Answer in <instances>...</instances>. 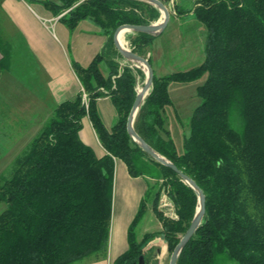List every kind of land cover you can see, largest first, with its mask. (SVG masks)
<instances>
[{
    "label": "trees",
    "instance_id": "1",
    "mask_svg": "<svg viewBox=\"0 0 264 264\" xmlns=\"http://www.w3.org/2000/svg\"><path fill=\"white\" fill-rule=\"evenodd\" d=\"M163 4L166 0H159ZM46 5L74 30L90 20L106 36L104 50L87 68L73 69L87 95L60 104L24 153L14 161L9 179L0 184V264H78L106 253L112 216L114 160L131 177L164 180L176 219L157 213L161 230L138 243L133 229L128 250L113 264L149 260L144 247L162 238L173 251L196 210L194 191L170 169L148 157L126 131L141 69L119 70L113 34L125 24L149 25L160 13L133 0H57ZM193 17L205 28L204 61L185 72L154 74L149 95L134 122L136 133L159 155L174 164L205 196V214L176 264H214L224 253L236 264H264V0H201ZM156 37L136 33L131 50L144 57ZM115 51V52H114ZM114 53V54H113ZM150 65L151 61L148 59ZM7 58L0 60V71ZM103 67L108 73L103 74ZM152 67V65H151ZM206 75L197 88L201 103L183 136L178 155L165 127L170 104L169 84L189 83ZM109 97L117 120L108 131L95 102ZM88 117L106 154L97 158L79 139ZM160 191L152 196V209Z\"/></svg>",
    "mask_w": 264,
    "mask_h": 264
},
{
    "label": "crops",
    "instance_id": "2",
    "mask_svg": "<svg viewBox=\"0 0 264 264\" xmlns=\"http://www.w3.org/2000/svg\"><path fill=\"white\" fill-rule=\"evenodd\" d=\"M47 2L58 4L57 0H0V60L4 55L7 58L6 66L0 71V162L11 163L19 158L54 110L82 92L73 63L87 68L106 44V36L92 21L82 20L74 30H69L61 21L68 11L55 15ZM169 5H165L170 13L168 24L174 20L170 12L172 4L169 2ZM167 30L155 36L148 48V55L156 64L152 66L153 72L158 71L163 77L164 66L168 62L197 63L195 67L200 66L204 61L206 31L183 29L184 32L180 33V29H171L167 44H162L161 37ZM135 37L136 33L127 32L121 42L131 48L130 42ZM14 57L22 58L19 65H25L23 69L14 63ZM114 62L119 70L130 64L118 55L114 56ZM107 73L103 67V74ZM95 109L104 127L110 131L117 120L110 98L97 99ZM81 125L78 133L80 141L91 148L97 158L103 157L106 152L89 118L84 117ZM149 186L148 178L131 177L126 165L114 160L107 251L78 264H113L128 250L129 229L141 203L145 202L147 206L145 199ZM142 238L136 242L139 243ZM152 253V260L150 258L146 264H165L163 247L158 245Z\"/></svg>",
    "mask_w": 264,
    "mask_h": 264
},
{
    "label": "rangeland",
    "instance_id": "3",
    "mask_svg": "<svg viewBox=\"0 0 264 264\" xmlns=\"http://www.w3.org/2000/svg\"><path fill=\"white\" fill-rule=\"evenodd\" d=\"M83 1V0H82ZM164 5L170 6L169 1L166 0ZM194 5L189 3H183V2H177L174 3V6L170 7L171 16L174 20H171L169 24L165 27V29H168L165 34L161 37L162 44H167V40L169 39L170 31L171 29H180V33H183V29H202L201 32H205V28L203 25H201L194 17H193V11H194ZM161 19L160 15L159 17L149 22V24H154L157 21ZM122 40V39H121ZM123 44V43H122ZM144 51H146V55L143 58L150 59L152 66H156L154 64V61L151 59V57L148 55L149 49L145 48ZM14 63L20 67L21 69L24 68L25 65H19L22 63V58L14 57ZM197 63H193L192 65L178 62L175 64L166 63L164 66V75L167 74H173L178 72H185L190 70V68H194ZM132 67L137 68L136 65L130 63ZM141 69V68H139ZM142 71V69H141ZM143 73V71H142ZM154 74L158 77H160V72H154ZM144 79H141L140 77H137L136 82V88L135 91L138 92L144 82H145V75L143 73ZM206 75H203L199 80L189 83H175L172 82L169 84L168 87V94L170 98V104L167 105L164 109V122L165 127L167 128L169 132V138L172 140L175 150L178 155L183 154V136L189 131V121L191 119V116L194 112V110L197 108V106L200 105L201 100L197 96V88L201 86L205 81ZM13 162H0V184L6 180L9 179L12 174L13 169ZM165 183L164 180H150V186L149 191L155 192L157 190L160 191L159 196L157 198L156 205L151 207L152 205V196H147L146 201V208L142 212L137 224L134 226L133 229V237L136 241L142 238V236L147 233H157L160 230L161 224L159 220L157 219V213H160L164 218H168L165 214L173 215L174 212L169 211L166 207L163 206V203L161 204L162 200H169V197L167 195L168 188L163 187L162 185ZM165 204V203H164ZM5 208L4 204L0 205V214ZM161 240L158 245L164 248V251L166 252L165 255V264H169V259L171 255V251L168 250L166 242L162 238H157ZM152 242V241H151ZM150 243V242H149ZM153 246L149 251H151V254L149 255V259L152 260V256L154 255L152 252L155 251V248L158 247ZM146 247V246H145ZM144 247V248H145ZM214 264H236V262L229 259L224 253L217 254L215 256Z\"/></svg>",
    "mask_w": 264,
    "mask_h": 264
},
{
    "label": "water",
    "instance_id": "4",
    "mask_svg": "<svg viewBox=\"0 0 264 264\" xmlns=\"http://www.w3.org/2000/svg\"><path fill=\"white\" fill-rule=\"evenodd\" d=\"M133 1L146 3L154 7L159 11L161 19L156 23L149 25H129V24L121 25L115 30L113 34V44L118 54L127 62L136 65L137 68H141L145 75V82L142 88L138 92H136L135 100L128 114L127 122H126V131L129 137L132 139V141L136 143V145L142 150L143 153H145L153 161L173 171L180 178L181 182L186 184L189 188H191L194 191L197 198V205H196L194 217L188 229L186 230L184 235L180 238L178 244L175 246V248L173 249L170 255L169 264H176L181 251L189 242V240L194 236L196 230L202 223V219L205 214V196L203 192L200 190V188L194 183V181H192L188 176L182 173L174 164H172L166 158L162 157L157 152H155L136 133L134 129V122L139 112V109L143 104L144 100L146 99V97L149 95V92L151 90L154 72L148 59L135 54L127 46L122 44L120 40L123 37V35L127 32L148 34L154 37L158 36L167 26L170 19V13L166 8V6L159 0H133ZM160 241L161 240L159 239H154L152 242L148 243L146 247L143 249V253L148 252L153 246L158 245ZM157 252L159 253V250H157ZM139 264H146V262H144L143 260V257L140 258Z\"/></svg>",
    "mask_w": 264,
    "mask_h": 264
},
{
    "label": "built area",
    "instance_id": "5",
    "mask_svg": "<svg viewBox=\"0 0 264 264\" xmlns=\"http://www.w3.org/2000/svg\"><path fill=\"white\" fill-rule=\"evenodd\" d=\"M168 1L172 4V6H174L175 1H181L183 3L193 4L194 5V8H197L198 6H200V2H201V0H168ZM129 49L131 50V48H129ZM81 93H82V101H83V103L85 104V106L87 108L88 107V105H87V95L85 94V92L83 90H82ZM162 203H163V206L166 207L169 211H171V208H172V212H174L173 206H172V204H171V202L169 200L168 201L162 200L161 201V204ZM165 215L168 218H173V219H176L177 218V216L175 215V212H174L173 215H168V214H165Z\"/></svg>",
    "mask_w": 264,
    "mask_h": 264
},
{
    "label": "bare ground",
    "instance_id": "6",
    "mask_svg": "<svg viewBox=\"0 0 264 264\" xmlns=\"http://www.w3.org/2000/svg\"><path fill=\"white\" fill-rule=\"evenodd\" d=\"M122 39V38H121ZM120 42H121V40H120ZM122 43V42H121Z\"/></svg>",
    "mask_w": 264,
    "mask_h": 264
}]
</instances>
